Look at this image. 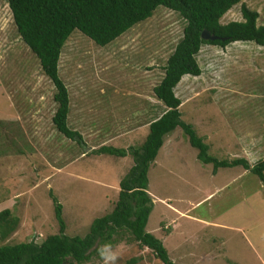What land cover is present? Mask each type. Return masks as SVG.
<instances>
[{
	"label": "rangeland",
	"instance_id": "1",
	"mask_svg": "<svg viewBox=\"0 0 264 264\" xmlns=\"http://www.w3.org/2000/svg\"><path fill=\"white\" fill-rule=\"evenodd\" d=\"M242 5L258 13L257 25L264 24V0H241L220 22L243 20ZM184 26L179 13L158 6L149 18L105 46L77 29L71 33L62 47L58 72L68 85L67 123L82 135L80 145L54 127V85L20 38L7 0H0V210L9 208L19 220L0 245L32 239L39 243L58 233L50 191L62 206L66 235L84 236L95 218L112 210L119 182L133 159L91 150L104 144H142L149 130L146 124L166 109L156 102L153 86L163 77L166 59ZM196 58L201 74L185 75L175 87L181 119L217 159L243 157L250 164L264 159V46L204 44ZM212 169L211 163L197 158V149L179 126L164 139L149 167L148 192L154 205L146 230L162 240L174 262L205 264L199 257L206 245L197 242L222 233L233 234L237 252L249 251L242 232H210L180 216L201 201L192 215L227 223L242 219L239 224L249 229L259 221L264 181L250 172L235 179L241 166ZM173 221L177 224L167 233ZM259 228L249 230L255 245ZM116 239L83 264H127L133 258L138 259L134 264H160L129 233L123 231ZM251 256L250 264H260Z\"/></svg>",
	"mask_w": 264,
	"mask_h": 264
},
{
	"label": "trees",
	"instance_id": "2",
	"mask_svg": "<svg viewBox=\"0 0 264 264\" xmlns=\"http://www.w3.org/2000/svg\"><path fill=\"white\" fill-rule=\"evenodd\" d=\"M241 0H7L12 19L22 41L39 60L42 72L54 85L56 109L52 123L66 138L84 145L82 135L68 126L69 91L59 76L61 50L71 33L77 29L97 45L105 46L149 18L158 6L176 11L185 20L182 37L174 46L163 67L164 74L153 86L164 112L149 123L148 133L141 145L119 148L101 145L94 154L130 155L133 164L119 182L117 200L112 210L95 218L84 236L65 234L62 206L50 191L58 233L46 236L41 242L0 245V264H83L91 260L102 245L116 243V235L125 231L141 248L150 249L160 264L173 262L160 238L146 230L154 201L148 192V170L154 162L164 139L176 127H181L197 158L218 168L242 166L264 180V159L250 164L247 159H217L208 154V145L193 127L181 119L180 98L175 87L183 76H199L201 68L196 55L204 44L225 47L234 42H253L264 46V24L257 25L258 13L242 5L241 21L221 23V17ZM207 30L216 39H203ZM18 218L9 208L0 210V241L16 229ZM137 258L128 261L134 264Z\"/></svg>",
	"mask_w": 264,
	"mask_h": 264
},
{
	"label": "crops",
	"instance_id": "3",
	"mask_svg": "<svg viewBox=\"0 0 264 264\" xmlns=\"http://www.w3.org/2000/svg\"><path fill=\"white\" fill-rule=\"evenodd\" d=\"M65 84L67 83L65 82ZM155 100L157 102V98H155ZM113 120H115V117H113ZM150 122H148L146 126L149 125ZM138 127L139 125L131 126V128H129L127 132L123 133V137H125L128 133L133 131V129L136 130V128ZM84 153L87 154L89 153V151L83 152V154ZM124 157L126 156H123V158ZM249 172H250L249 170L244 169L242 167V170L238 171L239 174L235 177V179L242 178L244 174L249 173ZM261 181H264V180H261ZM118 188H119V185H118ZM210 195L211 194H208L207 197H209ZM200 202L201 201H197L194 204L189 205L190 208L180 212V216L184 215L183 218L193 220L199 223L202 226L201 228H208L210 232H213L215 229H224L225 231H232V232L240 231L244 235L243 239L249 247V251H245L243 253L237 252V250L235 249V245L237 246V244L236 242H234L233 234L227 235L225 233H222L220 235L211 237L212 238L211 241L205 240L204 242L202 240H199L197 243L201 242L206 245L200 249L201 251H203V254L199 257V259H201V261H199L200 263L203 261L205 262V264H250L251 262L249 260L253 259V257L251 256L253 255L257 259L258 263L264 264V208L263 210L260 211L261 214L258 215L259 223L256 222L254 224L253 223L250 224V229H249L244 223L239 224V221H241L242 219L239 221L233 220V222L235 223L233 222L227 223L225 220H219V219L210 220L207 218H201L199 216L192 215L191 211H193L194 210L193 208L197 206V204ZM169 206L174 209L172 205H169ZM251 211L255 212V210L253 209ZM176 224H177L176 221H173L172 224L170 225L171 229H169L167 233L171 232L172 228H174V225L176 226ZM258 227H261L259 228L260 236L256 237L257 238L256 241L258 242H256L257 245H255V243L252 241V239L249 236V230H252ZM256 232H258V230ZM256 246H258V248ZM249 253H251V255H249Z\"/></svg>",
	"mask_w": 264,
	"mask_h": 264
},
{
	"label": "water",
	"instance_id": "4",
	"mask_svg": "<svg viewBox=\"0 0 264 264\" xmlns=\"http://www.w3.org/2000/svg\"><path fill=\"white\" fill-rule=\"evenodd\" d=\"M201 38L213 40V39H216L217 37L214 35H211L209 31L203 30L201 33Z\"/></svg>",
	"mask_w": 264,
	"mask_h": 264
}]
</instances>
